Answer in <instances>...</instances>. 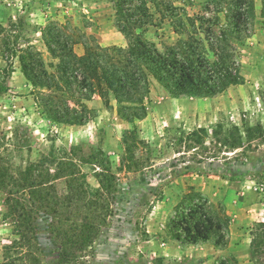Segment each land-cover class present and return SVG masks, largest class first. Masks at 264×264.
Segmentation results:
<instances>
[{
	"label": "rangeland",
	"instance_id": "374dc122",
	"mask_svg": "<svg viewBox=\"0 0 264 264\" xmlns=\"http://www.w3.org/2000/svg\"><path fill=\"white\" fill-rule=\"evenodd\" d=\"M146 1L154 23L143 37L163 51L187 38L186 32L175 33V19L169 15H203L209 20L217 16L214 30L218 32L228 24L232 0H224L221 6L215 0ZM262 2L252 0V16L247 22L243 18L238 29L240 39L236 34L231 40L242 84L230 86L212 97L214 101H174L151 79L143 119L129 124L118 116L113 99L105 106L95 96L86 102L88 111L83 117L87 122L65 126L49 122L36 106L33 88L21 71L19 51L29 47L40 53L44 64H56L41 34L46 27L57 28L61 40L75 41L77 56L85 53L88 38L102 48L127 47V39L116 26L111 0H0V166L8 170L7 175L15 176L28 162L63 148L74 154L71 158L87 183L102 187L109 208L91 245L75 261L67 258L70 264H218L230 257L236 264H264V252L258 251L256 262L250 258L253 234L264 225ZM166 5L171 6L170 11ZM232 126L242 134L249 128L255 137L260 136L230 152L211 135L200 144L181 135L198 128L211 133ZM132 129L138 138L135 144L123 133ZM227 178L240 182L231 183ZM65 182L61 179L53 184L61 191ZM190 210H196L197 217L214 219L225 243L219 250L227 253L211 254L217 237L192 256L170 248L175 247L173 235L181 226L180 214ZM3 211L0 204V264H60L63 243L57 233L68 235L75 225L86 221L87 214L85 209L76 213L74 209L73 215L68 212L57 219L47 210H36L29 248L5 254L4 247L15 238L11 226L1 218ZM180 245L182 251L187 246Z\"/></svg>",
	"mask_w": 264,
	"mask_h": 264
},
{
	"label": "trees",
	"instance_id": "16d2710c",
	"mask_svg": "<svg viewBox=\"0 0 264 264\" xmlns=\"http://www.w3.org/2000/svg\"><path fill=\"white\" fill-rule=\"evenodd\" d=\"M111 2L116 26L127 39V47L102 48L88 38L85 53L77 56L73 51L75 41L61 40L62 35L57 28L46 27L41 34L50 58L57 61L56 64H44L40 53L29 47L19 51L21 71L33 88L36 106L49 122L65 126L84 125L87 119L83 114L88 111L86 102L96 96L105 106H109L110 99H113L120 119L133 124L146 116L145 101L150 93L151 79L174 99L212 98L230 86L242 84L231 40L236 34V39H240L238 29L243 18L247 22L252 16V0L230 1L228 24L218 32L214 30L218 25L217 16L209 20L203 15H185L184 18L169 15L175 19V33L182 35L186 32L187 38L166 46L163 51L143 37L154 23L146 0ZM155 3L153 5L158 7ZM213 3L221 6L225 2L215 0ZM164 7L171 10L169 5ZM261 16L264 18V0ZM76 34L77 31L73 35ZM218 129L209 133L205 128H198L188 134L181 132V135L195 144L211 135V139L230 152L243 148L244 141L250 144L260 136L255 137L249 128L244 134L237 126L228 130ZM123 133L129 135L133 144L137 142L134 129ZM58 152L59 155L51 149L42 159L28 162L15 176L7 175L8 170L0 166V204L4 209L1 218L11 226V234L15 238L10 246L4 247L5 254L9 250L29 248L34 232L33 212L36 210L44 209L51 217L63 219L65 213L73 215L79 209H85V222L75 225L68 235L62 231L57 233V238L63 243L59 252L60 264H70L66 259L72 257L75 261L80 257L79 253L91 245L108 216L109 208L102 187L93 188L87 183L85 175L71 158L73 153L63 148ZM61 179H66V182L63 190L59 191L53 183ZM227 180L240 182L234 178ZM197 214L196 210L180 214L181 226L173 235L174 241L197 245L217 237L212 245L224 248L219 225L212 217H197ZM258 251L264 252V225L253 234L251 261L256 262ZM218 264H236V261L230 257Z\"/></svg>",
	"mask_w": 264,
	"mask_h": 264
},
{
	"label": "crops",
	"instance_id": "0c3cea01",
	"mask_svg": "<svg viewBox=\"0 0 264 264\" xmlns=\"http://www.w3.org/2000/svg\"><path fill=\"white\" fill-rule=\"evenodd\" d=\"M173 100L174 101H182L183 99H173ZM190 100H193V98H190ZM195 100H197V101H214L215 99L213 100V98H202V99H195ZM174 242H176V241H174ZM162 245H165V244H162ZM203 245H205V243H200V245L199 244H197V245H187V246H185L183 248V251H182L179 248L181 246L180 243L176 242L175 245H173V247L174 246L175 247L174 248L170 247V248L173 249L174 252L176 251L177 254H178V252H181L182 254H185L186 253V255H191L192 256V255H194V253H197V252L201 251L204 248ZM211 249H212L211 254L212 253L213 254L214 253H219V254H225V253H227L226 250H223L222 251V250H219V248H215L213 246H212ZM176 253H175V255H177Z\"/></svg>",
	"mask_w": 264,
	"mask_h": 264
}]
</instances>
